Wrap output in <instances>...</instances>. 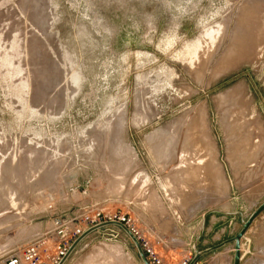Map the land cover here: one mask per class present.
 I'll return each instance as SVG.
<instances>
[{
  "label": "rangeland",
  "instance_id": "374dc122",
  "mask_svg": "<svg viewBox=\"0 0 264 264\" xmlns=\"http://www.w3.org/2000/svg\"><path fill=\"white\" fill-rule=\"evenodd\" d=\"M263 201L264 0H0V258L85 204L177 264ZM249 245L264 264V212ZM108 246L143 264L114 226L66 264Z\"/></svg>",
  "mask_w": 264,
  "mask_h": 264
},
{
  "label": "built area",
  "instance_id": "2783aa9c",
  "mask_svg": "<svg viewBox=\"0 0 264 264\" xmlns=\"http://www.w3.org/2000/svg\"><path fill=\"white\" fill-rule=\"evenodd\" d=\"M51 224L35 234L29 241L14 247L6 256L0 258V264H59L72 243L88 228L105 222L119 221L126 224L139 240L150 264H169L158 253L135 225L132 218L121 211H110L105 207L79 204L68 211H57L52 204ZM191 258L177 264H189Z\"/></svg>",
  "mask_w": 264,
  "mask_h": 264
},
{
  "label": "water",
  "instance_id": "95a60500",
  "mask_svg": "<svg viewBox=\"0 0 264 264\" xmlns=\"http://www.w3.org/2000/svg\"><path fill=\"white\" fill-rule=\"evenodd\" d=\"M263 212H264V201L258 207H256L254 209V211L251 213V215L246 220L242 221V228L240 229V231L235 236H233L229 239H226V240H224L218 244H215L213 246L207 247L205 249H202V250L196 249L195 254H194V256L191 259L189 264H197V262L199 261V259L201 257H203L206 254L211 253L215 250L221 249L228 244L234 245L233 264H242L244 259H245L246 254L248 253V251L250 249V245H249L248 250L242 251L243 250V248H242L243 239L246 237V234L249 231V229L251 228V226L253 225V223L256 221V219ZM111 226L118 227V228L122 229L123 231H125V233L131 238L134 245L136 246L142 263L143 264H150L149 261L147 260V257L145 255L137 237L131 232V230L129 229V227L126 224L119 222V221H105V222L96 224V225L88 228L82 235H80L72 243V245L68 249L65 256L59 262V264H66V262L68 261L70 256L73 254V252L76 250V248L79 246V244L85 238H87L89 235H91L92 233H94L100 229L111 227Z\"/></svg>",
  "mask_w": 264,
  "mask_h": 264
},
{
  "label": "crops",
  "instance_id": "0c3cea01",
  "mask_svg": "<svg viewBox=\"0 0 264 264\" xmlns=\"http://www.w3.org/2000/svg\"><path fill=\"white\" fill-rule=\"evenodd\" d=\"M218 219L215 217L210 224L207 225V220H205L204 227L199 231V234L196 237V241L194 243V249H205L207 247L218 244L226 239H229L235 236L238 232L234 233L233 226L231 224L222 227H216L218 224L216 223ZM215 229H217L215 231ZM210 233H213L211 238V243H208V238ZM204 237V238H203ZM206 237V238H205ZM244 249V248H243ZM243 251V250H242ZM233 255H234V245L228 244L225 247L215 250L211 253L206 254L201 257L197 264H201L204 260L206 264H233Z\"/></svg>",
  "mask_w": 264,
  "mask_h": 264
},
{
  "label": "bare ground",
  "instance_id": "6f19581e",
  "mask_svg": "<svg viewBox=\"0 0 264 264\" xmlns=\"http://www.w3.org/2000/svg\"><path fill=\"white\" fill-rule=\"evenodd\" d=\"M129 151H134L133 149H129ZM135 153V152H134ZM191 167V166H190ZM200 167H194L190 169L189 175H192L191 171H197ZM199 172L195 173L193 177H199ZM190 177V176H189ZM201 178V177H200ZM203 179V178H202ZM132 183H136L134 180ZM184 184L186 185L187 182L185 181ZM161 204V200L159 195L156 191H152L149 196L148 205L152 208ZM243 248V244H242ZM127 258L122 253L121 249L118 247L108 246L106 249H99L96 253L90 254L82 264H127Z\"/></svg>",
  "mask_w": 264,
  "mask_h": 264
}]
</instances>
